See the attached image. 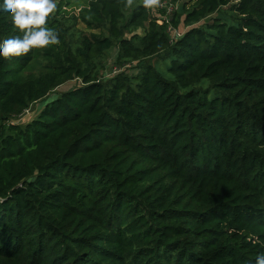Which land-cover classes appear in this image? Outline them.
I'll list each match as a JSON object with an SVG mask.
<instances>
[{
  "label": "trees",
  "instance_id": "trees-1",
  "mask_svg": "<svg viewBox=\"0 0 264 264\" xmlns=\"http://www.w3.org/2000/svg\"><path fill=\"white\" fill-rule=\"evenodd\" d=\"M191 1L161 25L138 5L127 26L145 31L128 38L120 23L132 4L89 0L81 12L107 21L112 38L75 52L50 14L58 45L0 57V264H255L264 255V0ZM227 6L231 21L217 14ZM215 13L177 43L168 34L182 17L195 25ZM17 35L0 13V42ZM114 39L124 59L170 51L166 76L149 65L97 81L86 63ZM77 78L84 85L38 118L10 123Z\"/></svg>",
  "mask_w": 264,
  "mask_h": 264
},
{
  "label": "rangeland",
  "instance_id": "rangeland-1",
  "mask_svg": "<svg viewBox=\"0 0 264 264\" xmlns=\"http://www.w3.org/2000/svg\"><path fill=\"white\" fill-rule=\"evenodd\" d=\"M89 0H73L68 7H64L67 12L65 14H56L58 7L61 5V0H55L56 10L52 13L56 19L60 20L64 28V36L70 43L73 51L81 52L86 51L92 44V39L96 36L98 38L111 37L109 31V24L107 21L98 22L88 14L81 12V9L88 4ZM194 1L191 0H160L159 6L150 9V16L152 19H156L157 24H163L164 20H171L175 12L184 13V5L191 6ZM138 5H143V0H132V6L125 10V18L120 23V27L124 28V36L132 38L134 35L144 34L145 28L135 27L134 25H128L129 18L133 9ZM223 20L231 21L234 18V13L231 7L227 6L222 8L217 13ZM216 16V13L209 16L202 22L190 25L184 21V17L180 18L179 25L177 27L171 24L168 28V34L177 43L180 39L185 38L187 32L194 27L203 26L206 22L212 21ZM84 18H88L85 21ZM149 27V24H146ZM112 38V37H111ZM139 45V42H135ZM171 53L170 51H164L158 55L142 59V60H129L121 58L119 40L114 39L111 49L104 51L100 56L93 60H88L86 66L88 67L92 77H96L97 81L105 82L110 85L115 76L120 73H124L130 76H135L143 72V69L151 65L157 68L163 76H166L167 69L170 66ZM81 78L74 79L58 88L52 90L46 98L30 105L22 115L13 119V124L25 126L32 120L39 117L42 110L57 97L63 93L78 87L83 86ZM244 86V87H243ZM243 90L249 92L251 87L249 84L242 85ZM251 98V97H250Z\"/></svg>",
  "mask_w": 264,
  "mask_h": 264
},
{
  "label": "clouds",
  "instance_id": "clouds-1",
  "mask_svg": "<svg viewBox=\"0 0 264 264\" xmlns=\"http://www.w3.org/2000/svg\"><path fill=\"white\" fill-rule=\"evenodd\" d=\"M160 0H143L146 9L158 7ZM130 6L132 0H127ZM55 0H0V13L11 18L13 27L22 36L0 42V57L26 56L33 49L60 43L57 32L47 27L50 14L56 10ZM255 264H264V255H257Z\"/></svg>",
  "mask_w": 264,
  "mask_h": 264
}]
</instances>
